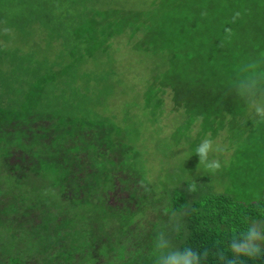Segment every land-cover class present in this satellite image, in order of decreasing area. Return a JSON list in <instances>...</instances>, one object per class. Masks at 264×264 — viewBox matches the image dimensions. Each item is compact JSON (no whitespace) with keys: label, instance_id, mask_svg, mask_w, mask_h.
Masks as SVG:
<instances>
[{"label":"trees","instance_id":"16d2710c","mask_svg":"<svg viewBox=\"0 0 264 264\" xmlns=\"http://www.w3.org/2000/svg\"><path fill=\"white\" fill-rule=\"evenodd\" d=\"M81 1L0 0V264H153L142 262L151 251L148 241L133 242L149 221L141 213L151 197L133 132L105 115L78 117L51 98L61 88L53 86L73 77L85 56L104 52L120 22L109 19L110 9L95 7L77 22ZM235 2L246 8L233 14L234 22L264 24V0ZM89 15L87 23L98 28L75 27L74 41L83 46L70 57L60 60L37 43L47 32L51 46L60 24L86 23ZM30 67L38 68L33 80L22 72ZM19 76L27 87L7 97L4 89ZM253 80L254 89L264 87L260 65ZM50 173V191L30 190L32 180ZM183 185L186 193L172 195L173 211L185 218L175 236L176 251L188 259L182 264H264V245L254 243L259 230L264 234V198L244 201L212 191L199 196V184ZM97 209L109 210L114 224L99 226Z\"/></svg>","mask_w":264,"mask_h":264},{"label":"rangeland","instance_id":"374dc122","mask_svg":"<svg viewBox=\"0 0 264 264\" xmlns=\"http://www.w3.org/2000/svg\"><path fill=\"white\" fill-rule=\"evenodd\" d=\"M77 7V22L94 7L110 9L109 19L120 22L104 52L85 56L73 77L53 86L61 88L51 98L78 117L105 115L131 129L142 151L138 167L151 185L141 213L149 221L142 222L134 245L148 241L151 251L143 263L187 262L176 251L175 236L185 218L173 211V191L186 193L183 184L196 182L199 196L212 191L244 201L264 198V118L255 111L257 104L264 106V87L254 89L253 80L256 66L264 69V24L234 22L233 14L246 8L235 0H82ZM90 17L86 23L60 24V37L51 46L47 32L37 43L60 60L70 57L83 46L74 41L75 27L98 28L87 23ZM37 70L22 72L33 80ZM21 78L4 89L7 97L27 87ZM205 138L213 141L208 161L219 160V169L199 163L195 149ZM51 175L32 180L30 190L50 191ZM108 211L94 210L102 218L99 226L114 224ZM119 226L113 230L119 232ZM254 243L264 245L261 230Z\"/></svg>","mask_w":264,"mask_h":264},{"label":"clouds","instance_id":"9594fccd","mask_svg":"<svg viewBox=\"0 0 264 264\" xmlns=\"http://www.w3.org/2000/svg\"><path fill=\"white\" fill-rule=\"evenodd\" d=\"M255 111L258 116L264 118V106L257 104ZM211 151H213V141L210 138L203 139L195 149V153L199 156V163H206V167L210 170L219 169L221 167L219 160H212L210 162L208 161V155ZM245 254L253 257L256 256L255 253L250 251H246Z\"/></svg>","mask_w":264,"mask_h":264}]
</instances>
